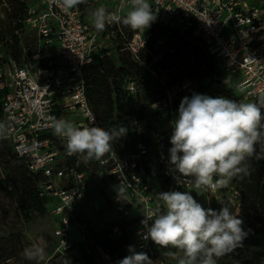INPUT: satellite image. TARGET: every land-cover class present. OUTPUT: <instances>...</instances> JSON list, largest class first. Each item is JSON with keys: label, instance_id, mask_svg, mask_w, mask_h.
I'll use <instances>...</instances> for the list:
<instances>
[{"label": "built area", "instance_id": "1", "mask_svg": "<svg viewBox=\"0 0 264 264\" xmlns=\"http://www.w3.org/2000/svg\"><path fill=\"white\" fill-rule=\"evenodd\" d=\"M108 1L117 5L116 9L105 6L109 15L121 18L130 10L128 0ZM149 3L155 16L151 25L157 22L181 33L189 32L214 57L222 76L239 97L237 101L255 103L264 97V0H149ZM38 7L34 15L29 10L26 26L35 29L39 42L54 41L56 46L54 51L39 50L20 65L11 61L13 69L8 72L9 64L0 66V124L4 125L0 141L9 146L7 159L21 164L29 174L43 203L42 215L53 228L55 249L43 264H49L55 256L63 258L66 264H86L81 246L89 242L90 219L82 203L96 186L100 187L102 204L119 215L120 223L140 220L135 232L138 252L146 253L155 264H164L152 241L141 235L144 215L154 212L160 203L159 191L154 192L151 179H145L143 161L149 154L148 147L140 142L137 152L130 154L112 148L101 160L85 163L79 155L67 154L66 140L55 135L52 126L54 118H63L77 126L101 127L86 96L83 70L102 57L101 40L109 34L97 31L93 24L88 27L82 20L83 12L77 7H63L62 0H40ZM107 26L117 27L126 39L120 21ZM149 38V32L139 30L131 40L126 39L127 49L136 61H140L138 50ZM126 89L134 94V82L129 81ZM174 113L171 111L167 119L157 116L149 124L151 156L159 175L169 181L166 191L198 190L207 199V205L212 199L225 198L239 213L240 193L232 183L216 191L196 189L193 178L173 171L169 149ZM134 125L139 136L146 134L141 121H134ZM57 144L63 149H58ZM0 174L5 188L12 193L13 186L4 183L7 173L2 163ZM73 227L82 235L80 242L72 239ZM108 236L122 238L121 225H112ZM97 253L102 264L120 261L100 248Z\"/></svg>", "mask_w": 264, "mask_h": 264}, {"label": "trees", "instance_id": "2", "mask_svg": "<svg viewBox=\"0 0 264 264\" xmlns=\"http://www.w3.org/2000/svg\"><path fill=\"white\" fill-rule=\"evenodd\" d=\"M31 1L0 0V66L8 64L9 60L17 65L24 61L23 42L27 38L22 36L26 30L25 21L29 17ZM93 4V0H86L85 3L76 7L85 13L88 7ZM101 8L106 9L105 6ZM125 16L121 17L120 29L126 39L131 40L139 30L134 31L126 26L122 22ZM112 28L117 36V39L112 40L116 46L115 51H102V57L85 66L83 70L86 96L102 128L111 130L112 128L125 127L128 130L124 137L112 142V148L121 154H130L137 152L140 142L148 147L149 154L143 161L145 179L150 178L151 181H155L157 191H166L169 181L159 175L151 156L149 124L157 116L169 118L170 109H173L171 108L172 105L169 108L166 104L167 91L174 87L177 82L168 80L164 82L165 86H163L156 81L154 74H157L164 65L190 59L191 65L184 71L188 70L189 73H197L200 76L194 93L212 97L224 96L234 100H238L239 97L222 76L214 57L195 38L191 37L189 32L181 33L163 24L153 23L145 29L150 33V38L142 48L139 55L140 61H136L131 58L129 50L123 46L119 29L117 27ZM110 31V27L106 26L104 33L108 34ZM162 38L168 40L169 48L159 54L155 50V43ZM4 53L8 55L7 60L4 58ZM158 55L159 58L155 60ZM129 81L134 82V94L126 89ZM160 102H165L166 108L153 110L152 106ZM134 121L142 122L146 127V134L142 136L137 134ZM56 147L60 150L63 149L60 144H57ZM7 152H9V146L0 141V163L3 164L5 172H8L7 165L10 163L21 169V164L7 159ZM257 153L246 161L250 175L242 178L238 176L231 182L240 193L239 213L235 212V208L225 198L222 200L212 199L209 205L204 206L218 209L221 205H227L234 214H238L239 218L243 219V227L248 233L243 244L231 253L219 258L217 264H264V158H260L264 156V153L260 152L259 147ZM3 192H7V189L0 174V194ZM20 199L24 211L21 213L15 208L10 211L5 210L3 211L4 216L20 220L29 212L43 214L42 200L32 183L23 186ZM139 222V219H131L119 223L123 228V236L120 239L110 238L108 236L109 229L103 231L90 230L89 242L81 246L85 263L102 264L97 253L98 248L119 260L131 254L128 251L129 246H133L138 252L135 232ZM0 230L7 233L0 237V264H35L33 259H26L23 255L25 248L22 240L23 230L18 229L16 224L9 226L1 218ZM152 246L164 260L167 254L171 255L176 252L171 246L160 247L153 242ZM56 258L60 257H53L50 264H58L55 262Z\"/></svg>", "mask_w": 264, "mask_h": 264}, {"label": "clouds", "instance_id": "3", "mask_svg": "<svg viewBox=\"0 0 264 264\" xmlns=\"http://www.w3.org/2000/svg\"><path fill=\"white\" fill-rule=\"evenodd\" d=\"M86 0H62L72 9ZM123 23L132 30L150 27L155 16L149 0H128ZM98 8L92 16L97 31L120 21ZM264 97L258 102L237 101L224 96L193 93L182 98L178 115L172 120L169 163L174 172L194 179L196 189L208 191L227 187L234 178L250 175L246 161L264 153ZM55 135L66 140L68 155H79L85 163L101 160L112 151V142L124 137L125 127L106 130L99 126H77L70 120L54 118ZM4 125L0 124V135ZM260 158H264L261 156ZM154 212L141 221L142 238L160 247H173L182 255L178 264H217L219 258L243 244L248 235L242 218L227 205L218 209L204 207L189 191H161ZM131 253L118 264H155L144 252ZM41 254L39 248L25 249L26 259Z\"/></svg>", "mask_w": 264, "mask_h": 264}, {"label": "rangeland", "instance_id": "4", "mask_svg": "<svg viewBox=\"0 0 264 264\" xmlns=\"http://www.w3.org/2000/svg\"><path fill=\"white\" fill-rule=\"evenodd\" d=\"M40 0H32L30 4L29 10L32 12L31 15H34L38 12L39 7L38 3ZM94 2V1H93ZM104 6H112L114 9H116L117 5L113 1L106 0H99L97 2H94L92 6H89L88 9L83 13L82 20L83 22L88 26L92 27V16L94 11L97 8H101ZM125 14V13H124ZM29 15V13H28ZM127 15V14H125ZM107 26V25H106ZM109 27V26H108ZM110 32L108 38H104L101 40V43L103 44L101 47L102 51L105 50H111V52L115 51V45L112 43V40L117 39L116 34L113 31V28L110 27ZM122 36V35H121ZM23 38H27L26 41L23 42L24 46V60L25 59H31L33 55H35L39 50L43 49L45 51L47 48L49 50L54 51V48L56 46L55 42L52 41L49 44H46L44 41L39 42V36L35 29L27 25ZM123 39V46L127 49L129 47L127 40ZM169 48L168 40L166 38H162L160 41L155 43V50L159 52V54H162L163 52L167 51ZM129 50V49H128ZM141 50H138L137 55L139 56L141 53ZM131 53V58L133 60H136V57L134 54L129 50ZM5 60L8 59V55L4 53ZM159 58V55L155 57V60ZM8 66L6 65V70L8 72L9 69H13L10 60L8 61ZM191 65V60L187 59L186 61H180L174 64L170 65H164L162 66L157 74H154V77L159 84H163L165 81L171 80L172 82L175 81L177 84L169 89L167 91V100L166 104H168V107L172 105V109L170 111H174V115H172L173 118H175L178 115V108L179 104L183 97L188 96L191 97V95L194 93V91L197 88V84L199 82L200 76L197 73H189V71H184L186 68H188ZM190 74V75H188ZM171 101V103L169 102ZM165 109L166 105L165 102H160L152 106L153 110L158 109ZM7 180L4 181V183L9 184L13 186V192H3L0 194V217L1 220L5 221L9 226H13L16 224V227L18 229L23 230V245L25 246V249H34L39 248L41 250V254L38 255L34 260L35 264H43L46 262V260L52 255L54 249H55V239L53 237V228L51 226V223L49 219L45 218L41 213L39 212H29L21 217L20 220L16 218H10L9 216L6 217L3 214V211L5 210H13L18 209L21 213L24 211L20 196L22 194V189L25 184H30L32 182V179L30 178L29 174L23 169L19 168L17 165L10 163L7 165ZM152 183V189L153 191H157L156 189V183L155 181ZM8 184V185H9ZM7 185V186H8ZM97 187H94L91 189V195L92 199L91 202L88 203V209H89V219H90V230L91 231H103L109 229L112 225L118 224L121 222V218H119V215L112 209L109 208L108 205H103L102 200L100 196L97 194ZM196 190L195 192H191L194 198L197 199L198 202H200L203 206L207 205V199L199 194V191ZM96 195V196H95ZM99 209L100 212H97ZM3 230H0V237L3 235H6ZM72 235L75 241L80 242L82 240V235L80 231L76 228H72ZM173 248V247H172ZM175 249V248H174ZM176 252L174 254H167L165 256V260L163 258L164 264H178V258L182 255L179 250L175 249ZM56 263L58 264H64L65 261L61 258H56ZM50 264V263H49Z\"/></svg>", "mask_w": 264, "mask_h": 264}, {"label": "crops", "instance_id": "5", "mask_svg": "<svg viewBox=\"0 0 264 264\" xmlns=\"http://www.w3.org/2000/svg\"><path fill=\"white\" fill-rule=\"evenodd\" d=\"M98 188L97 190V194L99 195V190H100V187L99 186H96ZM96 196V195H95ZM91 199H92V195H91V191L89 192L86 200L82 203V208L84 209V211L89 215V209H88V203L91 202Z\"/></svg>", "mask_w": 264, "mask_h": 264}]
</instances>
